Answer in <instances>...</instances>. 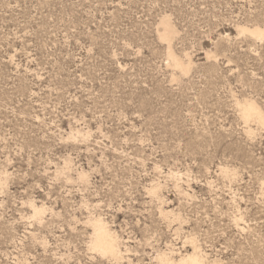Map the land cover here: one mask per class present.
I'll list each match as a JSON object with an SVG mask.
<instances>
[{"label":"rangeland","instance_id":"1","mask_svg":"<svg viewBox=\"0 0 264 264\" xmlns=\"http://www.w3.org/2000/svg\"><path fill=\"white\" fill-rule=\"evenodd\" d=\"M256 27L264 0H0V264L195 246L264 264V126L240 110L264 112V40L241 33ZM97 219L123 257L93 248Z\"/></svg>","mask_w":264,"mask_h":264},{"label":"bare ground","instance_id":"2","mask_svg":"<svg viewBox=\"0 0 264 264\" xmlns=\"http://www.w3.org/2000/svg\"><path fill=\"white\" fill-rule=\"evenodd\" d=\"M165 26V32L162 35L163 40L168 43V57L176 68L180 69L184 73H188L191 70L192 62L188 63L183 62L180 58H178L171 47V40L175 34L171 24L168 20H164L163 22ZM241 33L247 34L254 39L264 40V29L260 27L256 28H242ZM240 110L242 118L246 122L256 121L259 125L264 126V112L254 101H245L240 103ZM264 187V184H263ZM154 193H157L156 189H153ZM32 214L35 218L40 217L44 208L38 205L32 206ZM167 214V213H166ZM94 230V238H93V248L100 253L102 257L109 256L110 258H119L121 255L120 250V238L114 232L108 224L104 222L102 219L95 220L93 224ZM195 245V243H194ZM193 247V246H192ZM201 251V250H200ZM199 249L195 246L193 252L187 253L185 255H181L179 259L175 260L172 257H168L166 254L161 255L159 257L161 264H206L205 254L201 253ZM208 264V263H207Z\"/></svg>","mask_w":264,"mask_h":264}]
</instances>
